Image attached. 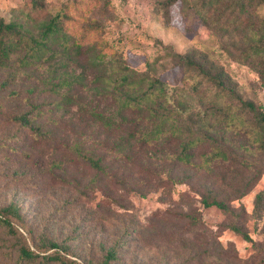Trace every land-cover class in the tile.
<instances>
[{"label": "trees", "instance_id": "obj_1", "mask_svg": "<svg viewBox=\"0 0 264 264\" xmlns=\"http://www.w3.org/2000/svg\"><path fill=\"white\" fill-rule=\"evenodd\" d=\"M158 1L167 23L171 22V6L178 2L184 33L200 34L203 29L214 41L207 48L167 51L182 81H191L187 87H169L152 72L133 71L119 58L120 52L110 50L103 35L113 19V0H66L54 10L47 0H21L11 8L10 19L0 16V114L41 142L51 140V128L38 123L40 106L28 104L26 110H9L8 103L18 94L10 87L16 74L27 68L29 57L40 60L46 52L57 55L59 47L61 53L73 50L79 57L94 51L99 62L110 55L120 71L116 72L119 87L114 95L117 107L112 111L82 108L80 113L87 124L77 129L69 149L97 176H104L112 165L133 163L148 148L150 155L142 154L156 161L164 175L160 179L163 183L171 187L187 185L188 190L178 192L181 199L192 192L203 207L215 206L235 216L213 183L228 185L232 199H240L263 174L258 161L264 154V106L243 98L220 59L226 56L248 67L264 87V0ZM30 26L37 28L36 34ZM148 67L152 69L151 64ZM70 98L64 93L62 104ZM30 155L32 152L19 140H0L1 157H18L25 163ZM107 155L112 161H106ZM54 169L65 173L60 159L50 162L47 173L52 174ZM88 187L81 191L83 197H87ZM254 201V213L259 217L264 212V190L255 195ZM173 215L185 222V229L192 230L201 222L196 210ZM14 221L31 236L35 250L17 237L23 236ZM22 222L21 209L15 203L0 208V230L17 237L13 254H8L13 264H126L129 245L122 238L103 246L98 255L89 251L81 256L78 246L71 243L78 242L82 234L59 242L48 233L35 235ZM232 228L248 238L240 226Z\"/></svg>", "mask_w": 264, "mask_h": 264}, {"label": "rangeland", "instance_id": "obj_2", "mask_svg": "<svg viewBox=\"0 0 264 264\" xmlns=\"http://www.w3.org/2000/svg\"><path fill=\"white\" fill-rule=\"evenodd\" d=\"M20 1L0 0V16L10 19L11 8ZM64 1L47 0L52 10ZM113 6L111 25L103 35L110 50L120 52L119 58L133 71L152 72L169 87H187L191 81H182L167 51L211 47L214 41L207 32L200 29V34L184 33L178 2L171 6L170 23L164 20L158 0H113ZM30 27L36 34L37 28ZM60 50L57 55L43 53L40 60L29 57L27 68H21L10 85L18 94L8 103L9 110H26L30 104L40 106L38 123L51 128L53 137L41 142L0 114V140L17 139L32 152L25 163L18 157L0 156V208L10 203L19 206L22 223L35 235L48 233L63 242L82 234L78 242L71 243L78 246L81 256L89 251L98 255L103 246L122 238L129 245L126 264H264V212L259 217L254 213L255 195L264 190V154L258 161L263 174L242 198L232 199L228 185L213 183L235 216L215 206L203 207L192 192L181 199L178 192L188 190L187 185L171 187L163 183L160 179L164 175L156 161L142 154L150 155L148 148L133 163L118 162L107 170V175L97 176L68 146L75 140L77 129L87 124L80 113L82 108L116 109V72L120 71L110 55L99 62L94 51L79 57L73 50L68 54ZM220 61L243 98L264 106V87L256 73L226 56ZM64 93L71 98L62 104ZM59 159L65 173L58 169L47 173L50 162ZM106 161H112L111 156L107 155ZM87 185L89 192L83 197L80 193ZM189 210L201 214V222L192 230L185 229V222L173 215ZM13 225L23 236L17 237L35 250L28 232L18 222ZM233 225L240 226L248 238L235 231ZM17 237L0 230V264H13L8 254H13ZM34 240L37 242L36 237Z\"/></svg>", "mask_w": 264, "mask_h": 264}]
</instances>
